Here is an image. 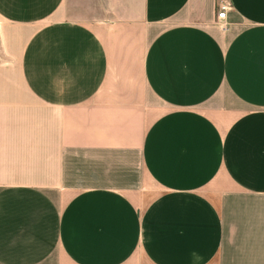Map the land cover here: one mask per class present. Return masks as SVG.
Returning <instances> with one entry per match:
<instances>
[{
    "label": "crops",
    "instance_id": "crops-1",
    "mask_svg": "<svg viewBox=\"0 0 264 264\" xmlns=\"http://www.w3.org/2000/svg\"><path fill=\"white\" fill-rule=\"evenodd\" d=\"M0 264H264V0H0Z\"/></svg>",
    "mask_w": 264,
    "mask_h": 264
},
{
    "label": "rangeland",
    "instance_id": "rangeland-1",
    "mask_svg": "<svg viewBox=\"0 0 264 264\" xmlns=\"http://www.w3.org/2000/svg\"><path fill=\"white\" fill-rule=\"evenodd\" d=\"M125 169L130 173V175L134 174V176H136L138 174V171H139V160H138L137 156L127 159V163H126Z\"/></svg>",
    "mask_w": 264,
    "mask_h": 264
},
{
    "label": "built area",
    "instance_id": "built-area-1",
    "mask_svg": "<svg viewBox=\"0 0 264 264\" xmlns=\"http://www.w3.org/2000/svg\"><path fill=\"white\" fill-rule=\"evenodd\" d=\"M228 9H229V4L226 2L218 5V11H217V15H216V18L218 21L225 20L226 12Z\"/></svg>",
    "mask_w": 264,
    "mask_h": 264
}]
</instances>
